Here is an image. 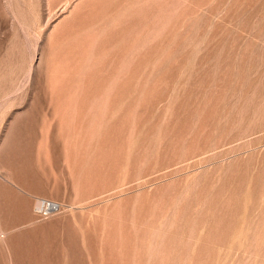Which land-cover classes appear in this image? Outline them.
Here are the masks:
<instances>
[{"label":"rangeland","instance_id":"374dc122","mask_svg":"<svg viewBox=\"0 0 264 264\" xmlns=\"http://www.w3.org/2000/svg\"><path fill=\"white\" fill-rule=\"evenodd\" d=\"M42 118L75 190L5 181ZM0 264H264V0H0Z\"/></svg>","mask_w":264,"mask_h":264},{"label":"crops","instance_id":"0c3cea01","mask_svg":"<svg viewBox=\"0 0 264 264\" xmlns=\"http://www.w3.org/2000/svg\"><path fill=\"white\" fill-rule=\"evenodd\" d=\"M61 123L60 119L56 125L50 123L48 118H42L30 136L27 134L21 136L19 139L21 158L29 157L27 163L35 175L28 180L15 175L7 177L5 181L9 186L25 189L33 196L55 195L56 190L63 188L75 190L80 186L79 166L86 163L83 158L92 157L93 150L83 152L80 149L79 143H86L88 136L79 138L76 135L75 123L72 127H65ZM87 152L90 154L87 155ZM89 163H92V160Z\"/></svg>","mask_w":264,"mask_h":264},{"label":"built area","instance_id":"2783aa9c","mask_svg":"<svg viewBox=\"0 0 264 264\" xmlns=\"http://www.w3.org/2000/svg\"><path fill=\"white\" fill-rule=\"evenodd\" d=\"M62 204L51 199L41 198L37 201L36 210L41 215H47L61 209Z\"/></svg>","mask_w":264,"mask_h":264},{"label":"bare ground","instance_id":"6f19581e","mask_svg":"<svg viewBox=\"0 0 264 264\" xmlns=\"http://www.w3.org/2000/svg\"><path fill=\"white\" fill-rule=\"evenodd\" d=\"M86 36V35H85ZM82 37H83V35H82ZM88 37V36H87ZM81 39L82 38H80V39H78V40H80V41H78V43H79V45L81 46V44L83 45V43L82 42H84L83 40H82V42H81ZM84 40H85V38H83ZM75 41H77V40H75ZM81 42V43H80ZM93 42H95V39L93 40ZM75 42L73 41V44H74ZM85 43V42H84ZM90 43V42H89ZM76 45H74V46H77L78 44H77V42L75 43ZM92 44V43H91ZM91 44H89V45H91ZM70 46V45H69ZM84 47V46H83ZM86 47H87V45H86ZM89 47V46H88ZM69 48V47H68ZM69 49H71V48H69ZM88 49V48H87ZM86 50V49H85ZM84 54V53H83ZM90 56V55H89ZM89 56H88V58H89ZM83 57V56H82ZM87 59V58H86ZM86 59H84V60H86ZM82 60H83V58H82ZM90 60V59H89ZM88 61V60H87ZM172 220V219H171ZM173 221H171L169 224H171ZM170 227V226H169ZM159 235V234H158ZM162 236H159V238H161Z\"/></svg>","mask_w":264,"mask_h":264}]
</instances>
